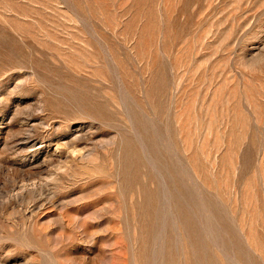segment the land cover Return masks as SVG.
Here are the masks:
<instances>
[{
    "label": "rangeland",
    "instance_id": "1",
    "mask_svg": "<svg viewBox=\"0 0 264 264\" xmlns=\"http://www.w3.org/2000/svg\"><path fill=\"white\" fill-rule=\"evenodd\" d=\"M0 264H264V0H0Z\"/></svg>",
    "mask_w": 264,
    "mask_h": 264
}]
</instances>
